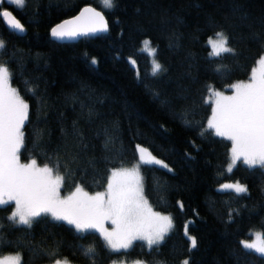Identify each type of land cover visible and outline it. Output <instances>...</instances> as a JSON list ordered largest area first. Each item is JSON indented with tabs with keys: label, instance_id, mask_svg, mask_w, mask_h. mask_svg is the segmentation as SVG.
I'll return each instance as SVG.
<instances>
[{
	"label": "trees",
	"instance_id": "1",
	"mask_svg": "<svg viewBox=\"0 0 264 264\" xmlns=\"http://www.w3.org/2000/svg\"><path fill=\"white\" fill-rule=\"evenodd\" d=\"M85 3L102 11L107 31L52 38L49 27ZM3 8L25 27L16 32L0 19V62L29 104L20 160L50 167L59 162L61 192L76 184L97 190L110 168L131 163L135 144H142L171 169L139 163L148 203L168 212L173 228L159 246L136 240L114 251L95 230L80 233L49 215L31 227L14 225L6 219L10 203L0 208V255L15 251L20 264L58 258L76 264L134 258L147 264H264V256L240 243L252 228L264 234V168L237 161L228 172L229 140L205 131L206 86L224 88L247 77L264 50V0H115L111 9L99 0H26L22 8ZM217 30L229 37L235 55L209 56L206 38ZM144 38L166 69L155 77L140 47ZM82 105L94 107L90 118ZM222 180H238L248 192L222 191ZM190 236L197 239L191 250ZM89 246L95 248L91 260L81 252Z\"/></svg>",
	"mask_w": 264,
	"mask_h": 264
},
{
	"label": "snow or ice",
	"instance_id": "2",
	"mask_svg": "<svg viewBox=\"0 0 264 264\" xmlns=\"http://www.w3.org/2000/svg\"><path fill=\"white\" fill-rule=\"evenodd\" d=\"M3 3L22 8L26 0H0V19L11 30L24 32V25L3 8ZM111 9L115 0H103ZM87 21V24L83 23ZM107 22L103 15L93 8H85L77 17L63 21L51 29V36L57 39H71L88 33L107 31ZM215 39L210 37V57L220 58L223 54L235 55L229 47V37L217 32ZM5 42L0 39V49ZM143 51L153 57L151 74L155 77L166 71L156 59L157 49L150 40L143 41ZM96 60H92L95 64ZM135 65V60H131ZM259 69L253 68L248 82H237L230 86L232 95L206 86L214 103L212 116L208 119L205 131H213L218 137L231 141V162L227 171L231 172L237 161L249 168L259 165L264 168V55L258 60ZM219 71V69H217ZM12 74L6 62H0V208L14 202L15 208L6 219L14 225L31 227L35 218L50 215L54 220L66 221L75 230L85 233L89 230L99 232L106 245L114 251L128 249L134 241H145L149 248L159 246L165 235L173 228L172 217L153 211L143 191L139 174L140 165H158L171 171L164 161L152 155L148 148L137 145L140 165L132 169H115L108 179L104 192L89 194L80 184L67 196H61L60 189L65 177L60 174L62 165L53 162L52 166H38L35 159L21 163L20 153L24 144L23 128L29 119V104L21 97L16 88L11 87ZM27 83V82H26ZM159 98V94H155ZM99 102V101H97ZM163 103H168L163 101ZM88 107L87 115L91 117L94 107ZM184 120V116L180 115ZM191 124V121L185 120ZM105 134L107 129L104 130ZM74 134L83 140L75 124ZM204 133L202 132L201 135ZM66 174H70L65 169ZM220 190H231L235 194L247 193L248 188L240 182L223 184ZM183 208V205L180 204ZM114 226L109 230L105 222ZM185 234L187 235V228ZM257 240L241 241L243 248L253 250L264 256V234L256 233ZM190 249L197 247V239L189 237ZM82 254L92 259L95 248L89 246L81 249ZM53 257L56 253L51 254ZM0 264H20L19 255L4 257ZM55 264H68L67 260H56ZM141 264V262H137ZM183 264H189L186 259Z\"/></svg>",
	"mask_w": 264,
	"mask_h": 264
},
{
	"label": "rangeland",
	"instance_id": "3",
	"mask_svg": "<svg viewBox=\"0 0 264 264\" xmlns=\"http://www.w3.org/2000/svg\"><path fill=\"white\" fill-rule=\"evenodd\" d=\"M99 2H100L101 7H105V5H104V3H103V0H99ZM217 32H222V31L217 30V31H215L214 33H212L211 35H208L207 38H206V42L208 41V39H209L210 37H212L213 39H215V38H216V37H215V34H216ZM144 40H147V38H144L143 40H141V41H142V43H141V45H140L141 48H143V41H144ZM207 45H208V44H207ZM151 46H152V45H151ZM152 47H153V46H152ZM210 51H211V48H210V46L208 45V53H210ZM146 52H147V51H146ZM147 53H148V52H147ZM148 55H149V54H148ZM261 55H264V50H263V51H262V52L256 57L254 63H253L252 66H251L250 72H249V74H248L247 77L233 80L229 85H226L224 88H218V87H212V86H211V87H212L214 90H216V91L223 92L224 95H232V94H233V90L230 88V86L233 85V84H235V83H237V82H240V81L248 82V81H249V78H250V76H251V73H252V69H253V68H257V69H259L258 60H259V58H260ZM149 60H150L151 68H152L153 57L150 56V55H149ZM11 87L15 88L14 85H13L12 83H11ZM209 96H210V93H209V91H208V89H207L206 94H205V100H207V101L210 103V111H209V114H208V116H207V118H206V123H205L206 126H207L208 119L212 116V108L214 107V103H213L212 101L209 100ZM212 132H213V131H212ZM229 142H230V145H229V150H228V157H227V161H226V163H225V169H226V170H227V166H228V164L231 162V147H232V144H231V141H229ZM137 145H140V146H142V147H145V146H143L142 144L136 143V144H135V151H136V157H135V159H134L131 163L127 164V165L115 166V167L110 168V170H109V172H108L107 179H106V183H105V185H104L102 188L97 189V190H87V189L84 188V190L87 191L90 195H91V194H95L96 192H104V191H106V189H107L108 179L111 177V173H112L113 170H115V169H121V168H124V169H132L133 167L139 165V163H140V154H139V152L137 151ZM145 148H146V147H145ZM32 159H33V158H28V159H26V160H21V163H28V162H29L30 160H32ZM241 161H242V160H241ZM37 164H38V166H40V167H43V166L45 165L44 163H39V162H37ZM237 181H238V180H222V181H220V182L217 184V186L220 187V186L223 185V184L235 183V182H237ZM238 182H240V181H238ZM240 183H241V182H240ZM241 184H242V183H241ZM243 185H244V184H243ZM75 186H76V185H74L72 188H70V189H68V190H66V191H62V192L60 191L61 196H67V195L71 194V192H73V191L75 190ZM151 207H152V206H151ZM14 208H15V204H14V202H12L11 213H12V211L14 210ZM152 209H153V211H155V212H159V213H161V215H168V216H169V213H168V212H163V211H160V210H156V209H154V208H152ZM49 216H50V215H49ZM105 227H107V228H109V230H111V228L114 227V226L111 224V221H106V222H105ZM98 233H99V232H98ZM256 233H261V232H260V230L257 229V228H252V229H250V230H249V236H248L247 238H242L241 241H248V242H250V243L253 242V241H256V240H257ZM99 235H100V233H99ZM100 236H101V235H100ZM101 237H102V236H101ZM102 239H103V237H102ZM103 240H104V239H103ZM144 242H145V241H144ZM17 255H18V253L15 252V251L5 252V253H3V254L0 255V260H3L4 257H15V256H17ZM56 260H61V261H63V260H65V259H64V258H58V259H54V260H52V261H50V262H44V263H40V264H55V261H56ZM138 261L141 262V264H147L146 262H144L142 259H139V258H134V259H131V260H129V261L115 260V259H114V260H111L108 264H137ZM68 264H76V263H73V262L68 261Z\"/></svg>",
	"mask_w": 264,
	"mask_h": 264
},
{
	"label": "water",
	"instance_id": "4",
	"mask_svg": "<svg viewBox=\"0 0 264 264\" xmlns=\"http://www.w3.org/2000/svg\"><path fill=\"white\" fill-rule=\"evenodd\" d=\"M85 8H93V9H95L97 12H100V13L103 15L104 19H105L104 14L102 13V11H101L98 7H95V6H93V5L89 4V3H85V4L80 5V7H79L74 13H72L71 15H68V16H66V17H63V18L59 19L58 21L54 22V23L49 27V34H50V36H51V29H52L53 27H55V26L58 25V24H61L63 21L71 20V19L77 17L78 15H80L81 11H82L83 9H85ZM5 9H6V8H5ZM7 10H8V9H7ZM105 21H106V20H105ZM83 23L87 24V21H84ZM16 32H18V31H16ZM88 34H89V33H88ZM51 37H52V36H51ZM77 37H78V36H77ZM52 38H54V37H52ZM75 38H76V37H75ZM54 39H57V38H54ZM71 39H74V38H71ZM57 40H68V39L66 38V39H57Z\"/></svg>",
	"mask_w": 264,
	"mask_h": 264
}]
</instances>
